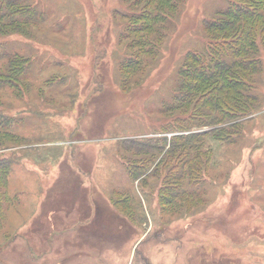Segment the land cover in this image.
Instances as JSON below:
<instances>
[{
    "label": "rangeland",
    "instance_id": "rangeland-1",
    "mask_svg": "<svg viewBox=\"0 0 264 264\" xmlns=\"http://www.w3.org/2000/svg\"><path fill=\"white\" fill-rule=\"evenodd\" d=\"M172 1L157 33L161 0H24L41 23L29 36L0 35L2 49L31 60L27 88L0 97L17 135L0 136V264H264V47L250 116L220 133L182 108L163 113L185 57L210 47L205 22L229 5ZM179 132L209 133L186 195L167 204L178 174L155 173L162 153L127 141Z\"/></svg>",
    "mask_w": 264,
    "mask_h": 264
},
{
    "label": "trees",
    "instance_id": "trees-1",
    "mask_svg": "<svg viewBox=\"0 0 264 264\" xmlns=\"http://www.w3.org/2000/svg\"><path fill=\"white\" fill-rule=\"evenodd\" d=\"M161 1H163V11L167 14H157L159 16L152 17L151 23H154V26L149 25L152 29L158 28L157 33L165 27L171 13L174 14L176 5L172 0ZM235 2L236 0H229V5L217 15V18L205 22L208 26L207 31L210 32L208 34L210 47L205 53H195L192 57H185L182 63L184 68L178 71L179 81L172 93L173 100L164 101L161 112L179 111L182 108L185 110L183 113L190 112L194 116L201 117L207 125H216L209 132H220V130L224 131L225 124L231 122V119L250 116L255 111L257 98L253 93V84L256 83L261 67L259 51L264 47V0H238L237 2H242V5ZM252 4L257 6V10L251 9L255 7ZM43 18L42 12L37 11L34 6L25 4L24 0H0V35L16 33L29 36L31 28L40 24ZM124 29L128 31L129 27ZM138 32L143 35L144 29ZM150 32L147 40L154 41ZM159 36L155 38L157 44L160 42ZM30 65V58L17 53H8L0 47V97L6 88L11 89L13 94L18 96L25 86L27 88L25 83ZM133 65L138 66L139 62ZM134 68L133 66L131 70L128 67L124 69H128L126 71L129 76L131 73H138V69L135 68L134 71ZM3 113L0 111V136H3L4 140L17 139V135L10 131L14 117ZM171 123L174 125L175 122ZM178 125L179 131H185L182 124ZM169 127L173 129L172 126ZM209 132H192L186 135H183L184 132H179L182 134L173 135L168 141L166 136L159 140L154 139L160 142L156 145L143 144L133 139L127 141L129 149L136 153H149L153 149L158 151L157 153H162L154 169L158 168V165L163 168L169 167L166 177L169 176L174 181L175 173L178 174L176 179L179 182L175 185L176 188L172 184L165 189L169 194L165 199L167 204H171L172 200L183 199L186 195V191L181 189L183 182L185 180L189 182L193 177L192 172L197 165L190 168L192 158L200 157L199 145ZM172 138L177 139L178 142L172 143ZM144 160H141L143 163L140 162V165H135L133 162L135 169L143 170L146 164L155 161L152 158ZM7 166L5 161L0 162V168ZM188 167L189 171H187ZM146 172L144 171L142 175Z\"/></svg>",
    "mask_w": 264,
    "mask_h": 264
}]
</instances>
